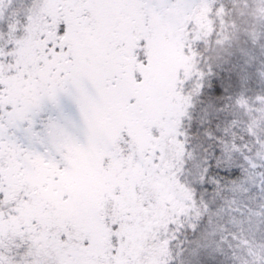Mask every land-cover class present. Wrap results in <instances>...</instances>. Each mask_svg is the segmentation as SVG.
Wrapping results in <instances>:
<instances>
[{
	"label": "snow or ice",
	"instance_id": "obj_1",
	"mask_svg": "<svg viewBox=\"0 0 264 264\" xmlns=\"http://www.w3.org/2000/svg\"><path fill=\"white\" fill-rule=\"evenodd\" d=\"M0 264H264V0H0Z\"/></svg>",
	"mask_w": 264,
	"mask_h": 264
}]
</instances>
